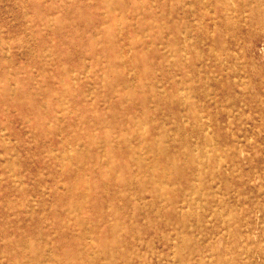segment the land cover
<instances>
[{
	"label": "rangeland",
	"instance_id": "rangeland-1",
	"mask_svg": "<svg viewBox=\"0 0 264 264\" xmlns=\"http://www.w3.org/2000/svg\"><path fill=\"white\" fill-rule=\"evenodd\" d=\"M263 223L264 0H0V264H264Z\"/></svg>",
	"mask_w": 264,
	"mask_h": 264
},
{
	"label": "bare ground",
	"instance_id": "bare-ground-1",
	"mask_svg": "<svg viewBox=\"0 0 264 264\" xmlns=\"http://www.w3.org/2000/svg\"><path fill=\"white\" fill-rule=\"evenodd\" d=\"M120 29H121V27H120ZM227 35V34H226ZM184 38V37H183ZM9 47V46H8ZM131 49V48H130ZM129 51V50H128ZM123 55V54H122ZM123 57V56H122ZM238 59V58H237ZM239 60V59H238ZM237 60V61H238ZM216 61H218V60H216ZM239 62V61H238ZM234 64V63H233ZM240 66H241V64H240ZM234 67V66H233ZM235 68V67H234ZM88 69V68H87ZM236 69V68H235ZM88 73V72H87ZM233 73V72H232ZM161 86V85H160ZM179 89V88H178ZM245 90V89H244ZM178 91V90H177ZM182 93V92H181ZM240 101H242V100H240ZM260 105V104H259ZM241 108V107H240ZM239 108V109H240ZM259 115V114H258ZM257 115V116H258ZM202 117V116H201ZM260 117V116H259ZM188 118V117H187ZM229 118V117H228ZM208 120V119H207ZM202 121V120H201ZM239 121V120H238ZM143 124V123H142ZM248 125V124H247ZM145 126V125H144ZM206 128H207V126H206ZM209 128V127H208ZM207 130V129H206ZM232 130V129H231ZM3 133V132H2ZM210 134V133H209ZM211 136V135H210ZM155 137V136H154ZM3 138V137H2ZM156 138H158V137H156ZM129 139V138H128ZM212 139V138H211ZM4 140V139H3ZM7 140V139H6ZM195 141V140H194ZM138 142H139V140H138ZM141 142V141H140ZM195 143V142H194ZM70 145V144H69ZM198 145V144H197ZM210 145V144H209ZM141 146V145H140ZM206 146V145H205ZM70 148V147H69ZM196 148H197V146H196ZM200 148V147H199ZM206 148H207V146H206ZM147 151V150H146ZM144 152V151H143ZM148 153V152H147ZM195 154H196V156H197V153H196V150H195ZM85 155V154H84ZM151 155V154H150ZM156 155V154H155ZM218 155H220L219 153H218ZM140 156H141V154H140ZM143 157H145L144 155H143ZM220 157H222V156H220ZM5 158V157H4ZM3 158V159H4ZM147 159H148V156L146 157ZM152 158V157H151ZM151 158H150V160H151ZM206 158H208V157H206ZM10 160V159H9ZM149 160V159H148ZM226 161V160H225ZM7 162H8V160H7ZM194 162H196V161H194ZM151 163H152V160H151ZM150 163V164H151ZM160 163V162H159ZM217 163H218V160H217ZM3 164V163H2ZM11 164V163H10ZM195 164H197V162L195 163ZM198 165V164H197ZM137 167V166H136ZM151 167V166H150ZM165 167V166H164ZM151 169V168H150ZM165 169V168H164ZM238 169V168H237ZM227 170V169H226ZM218 171V170H217ZM43 172V171H42ZM11 173V172H10ZM151 173H152V171H151ZM162 174V173H161ZM166 175V174H165ZM195 175H196V173H195ZM46 177V176H45ZM158 177H159V175H158ZM167 177V176H166ZM170 177V176H169ZM197 177V176H196ZM15 178V177H14ZM17 178V177H16ZM22 178V177H21ZM161 178H162V176H161ZM160 180V179H159ZM161 182V181H160ZM220 182V181H219ZM225 182V181H224ZM226 183V182H225ZM163 184H165V182H163ZM171 184V183H170ZM219 184V183H218ZM217 185V184H216ZM21 186V185H20ZM195 186H196V184H195ZM197 186H199V185H197ZM196 186V187H197ZM215 187V186H214ZM22 188V187H21ZM161 188H162V186H161ZM193 189V188H192ZM199 189V188H198ZM214 189V188H213ZM195 190H197V188H195ZM209 190V189H208ZM161 191V190H160ZM195 193V192H194ZM159 194V193H158ZM161 194V193H160ZM191 194H193V193H191ZM202 194V193H201ZM159 196V195H158ZM229 196V195H228ZM227 196V197H228ZM237 196V195H236ZM198 198V197H197ZM200 199V198H199ZM196 200V199H195ZM205 200V199H204ZM228 200H230V198L228 199ZM197 201V200H196ZM222 201V200H221ZM202 202V201H201ZM207 203V202H206ZM198 204V203H197ZM202 205H203V203H201ZM188 205V204H187ZM202 205H201V207H202ZM221 206H222V204H221ZM186 207V206H185ZM223 207V206H222ZM218 209H220V208H218ZM181 210V209H180ZM216 211H218V210H216ZM260 212V211H259ZM197 215V214H196ZM209 215V214H208ZM216 216V215H215ZM220 216V215H219ZM196 217V216H195ZM216 218V217H215ZM221 218V217H220ZM68 219V218H67ZM130 219V218H129ZM261 220V219H260ZM196 222V221H195ZM135 223V222H134ZM214 223V222H213ZM135 224H137V223H135ZM209 224V223H208ZM264 224V223H263ZM61 227V226H60ZM190 227H191V225H190ZM75 228V227H74ZM163 232V231H162ZM197 233H199V232H197ZM260 233V232H259ZM200 234V233H199ZM208 235H209V233H208ZM178 237V236H177ZM197 237H198V235H197ZM180 238V237H179ZM29 239V238H28ZM176 239V238H175ZM174 239V240H175ZM199 239V238H198ZM207 239V238H206ZM170 240V239H169ZM178 241H179V239H178ZM199 241H200V239H199ZM202 241V240H201ZM172 242V241H171ZM173 243V242H172ZM179 244V243H178ZM181 246H182V244H181ZM238 247H240V246H238ZM174 248V247H173ZM15 249V248H14ZM50 249V248H49ZM51 254V253H50ZM211 255V254H210ZM1 257V256H0ZM194 257H195V255H194ZM53 259V258H52ZM212 259V258H211ZM29 260V259H28Z\"/></svg>",
	"mask_w": 264,
	"mask_h": 264
}]
</instances>
